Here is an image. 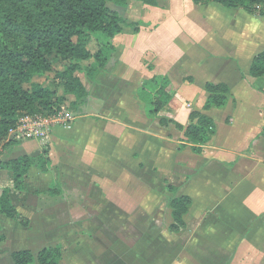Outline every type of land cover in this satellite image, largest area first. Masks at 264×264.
<instances>
[{
	"label": "crops",
	"instance_id": "crops-1",
	"mask_svg": "<svg viewBox=\"0 0 264 264\" xmlns=\"http://www.w3.org/2000/svg\"><path fill=\"white\" fill-rule=\"evenodd\" d=\"M141 10L140 31L112 40L113 77L95 88L90 113L0 149V189L14 186L10 162L36 161L12 196L29 224L0 219L9 264L16 252L58 245L59 264H69L63 242L80 253L71 264H131L126 248H161L154 264H264V76L251 72L264 52V12L193 0ZM164 78L175 97L149 118L139 90ZM208 85L229 88L225 106L208 108ZM195 111L216 125L201 153L185 134ZM182 197L192 205L173 233L171 202Z\"/></svg>",
	"mask_w": 264,
	"mask_h": 264
},
{
	"label": "trees",
	"instance_id": "trees-1",
	"mask_svg": "<svg viewBox=\"0 0 264 264\" xmlns=\"http://www.w3.org/2000/svg\"><path fill=\"white\" fill-rule=\"evenodd\" d=\"M160 1L0 0V149L20 142L12 139L10 133L23 119L58 116L69 97L73 101L68 110L80 112L81 107L90 102L91 90L78 74H84L92 80V84H97L99 76L116 51L115 45L107 42L93 54L88 49L90 39L100 36L110 41L124 34L128 28H133L132 33H138L140 26L130 23L121 9L128 8L132 2L158 7ZM193 3L219 4L229 9L241 8L250 13L264 12V0H193ZM89 61L94 62V68L85 64ZM56 62L64 63V69L55 70ZM51 72H54L56 89L34 81L36 77ZM95 72L96 79L92 78ZM251 72L254 77L264 76V52L255 58ZM58 89H62V95ZM207 91L208 108L223 107L230 98V90L225 85H208ZM139 97L146 104L148 117L154 118L172 102L175 93L171 81L164 78L161 82H144ZM177 127L184 129L180 125ZM215 132L216 125L212 119L200 112L191 113L185 134L194 152L201 153L202 146L209 142ZM41 161L42 169L47 171V158ZM35 163V159L28 156L9 163L14 186L2 189L0 219L4 216L25 226L29 224L22 220L13 205L12 196L18 191H24L29 171ZM191 205L188 197L171 202V232L176 233L185 226L184 216L188 214ZM61 259V245L43 249L38 255L30 251L13 254L15 264H59Z\"/></svg>",
	"mask_w": 264,
	"mask_h": 264
},
{
	"label": "rangeland",
	"instance_id": "rangeland-1",
	"mask_svg": "<svg viewBox=\"0 0 264 264\" xmlns=\"http://www.w3.org/2000/svg\"><path fill=\"white\" fill-rule=\"evenodd\" d=\"M141 8H142V4L141 3L132 2V3H130V6L128 8L121 9V12L127 18V20L130 23H134V24L136 23L137 25L140 26V24L142 22L141 16L143 15V12H142ZM132 29L133 28L126 29V32L124 34H121V36L130 35L132 33ZM107 42H111L112 43V40L107 41L105 38L100 37V36L99 37H92L90 39V41H89L88 49L93 54H95L102 47H104L107 44ZM116 52H118L117 49H116L115 53ZM113 55L111 57V61L107 65L105 71L99 76V82L97 84H92V80H90V78H86L84 76V74H78V76L82 79V81L86 84V86L88 88H90V90H92V97L90 98V101L92 100V98H95L97 96V89H95V88L97 86H99V88H101L103 86L102 85V82H103L102 78L107 76L104 80H106L107 78L109 80V78L113 77V75H112V70H113L112 59H113ZM58 62L55 63L54 69L55 70H63L64 67H65L64 63H62V62L58 63ZM85 64L87 66L88 65H92V68H94V66H93L94 62L93 61H89V62H87ZM96 75H97L96 72L93 73L92 74V78L96 79L97 78ZM54 78H55L54 72H51V73H48L47 75H45L43 77H36L34 81L37 82V83H40V84H42L44 86H48L51 89H56L57 88V83H56V80ZM115 87H117V86H115ZM114 89L115 88H113L112 86H110V87L106 86L105 91L108 92L110 97L115 98V97H118V96H117L116 93L112 92ZM58 93L60 95H62L63 94L62 89H58ZM72 101H73V98L69 97L67 104L62 106L61 112H60V114L58 116H55V117H52V118H44V119H47V120L51 121V120H54V119L58 118L60 115H63V114H65L67 116H70V117L71 116L73 117V116L79 115L80 113H90L91 108L88 106V104L87 105H83L81 107V109H80V112H71V111H69L68 108L71 106L70 103ZM130 110L132 111V108H130ZM127 111H128V108H127ZM29 118H40V116L28 117L27 119H29ZM1 192H2V189H0V195H1ZM168 221H169V212L165 213V216L162 218L161 222L165 226V225H167L169 223ZM1 229H2V231L0 232V238H3V240L1 239L2 241L0 242V264H9L8 256H9V252L11 250L10 245H11V242H12V238L9 235L8 229H6L4 223H2V222H1ZM122 240L127 242V243L130 241L128 239V237H123ZM63 245H64L63 247H64V249H65V251L67 253V257H66L65 260H66L67 263L71 264V262H69V260L70 259L72 260L73 257H75L74 260H76V257H79L80 253H76V254L72 253L73 248H71V244L67 245L66 242H63ZM65 247H68V248H65ZM124 250H125V252L128 253V254H126L127 255V258H126L127 260L125 259L126 262H129L130 257L132 258L134 256L135 257V261H132L131 264H154L152 262L154 260L159 259V256H160V253H159L160 251L159 250H161V248H133V249L126 248ZM129 250H131V251L132 250H136V255H130L129 254ZM70 256H71V258H70ZM175 256H176V252L174 251L171 254V256L168 258V260L171 261V260L175 259ZM122 259H124V258H122ZM174 264H176V263H174Z\"/></svg>",
	"mask_w": 264,
	"mask_h": 264
},
{
	"label": "built area",
	"instance_id": "built-area-1",
	"mask_svg": "<svg viewBox=\"0 0 264 264\" xmlns=\"http://www.w3.org/2000/svg\"><path fill=\"white\" fill-rule=\"evenodd\" d=\"M71 118L65 114L54 119L57 124L68 123ZM50 121L44 118L23 119L20 125L11 131L10 137L14 140L39 139L47 135L50 127Z\"/></svg>",
	"mask_w": 264,
	"mask_h": 264
}]
</instances>
